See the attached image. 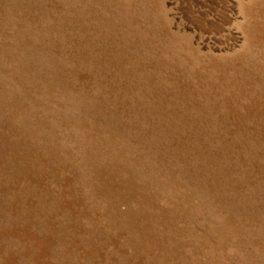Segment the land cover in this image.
Returning a JSON list of instances; mask_svg holds the SVG:
<instances>
[{
    "label": "rangeland",
    "instance_id": "374dc122",
    "mask_svg": "<svg viewBox=\"0 0 264 264\" xmlns=\"http://www.w3.org/2000/svg\"><path fill=\"white\" fill-rule=\"evenodd\" d=\"M0 264H264V0H0Z\"/></svg>",
    "mask_w": 264,
    "mask_h": 264
}]
</instances>
